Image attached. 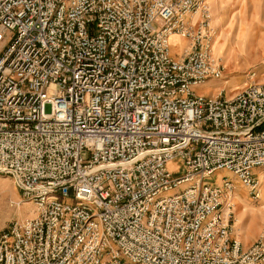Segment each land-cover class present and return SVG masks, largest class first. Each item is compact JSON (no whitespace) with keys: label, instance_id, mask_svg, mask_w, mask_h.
<instances>
[{"label":"built area","instance_id":"built-area-1","mask_svg":"<svg viewBox=\"0 0 264 264\" xmlns=\"http://www.w3.org/2000/svg\"><path fill=\"white\" fill-rule=\"evenodd\" d=\"M203 6L0 0V41L16 29L0 55V173L37 213L0 235V264H24L22 247L34 248L38 260L61 246L40 264H118L120 254L129 261L122 264H179L185 250L206 254L216 244L220 252L221 188L203 178L228 169L257 194L249 169L264 164V126L252 130L264 120V84L226 100L191 93V85L217 77L219 65L202 43L184 52L196 54L190 61L171 59L166 37L188 36L181 16ZM174 154L184 160L181 179L164 169ZM186 181L193 184L182 193L163 196ZM180 213L191 217L190 228L169 242L165 229ZM165 248L160 259L149 253Z\"/></svg>","mask_w":264,"mask_h":264},{"label":"rangeland","instance_id":"rangeland-1","mask_svg":"<svg viewBox=\"0 0 264 264\" xmlns=\"http://www.w3.org/2000/svg\"><path fill=\"white\" fill-rule=\"evenodd\" d=\"M201 1L205 4L203 8L184 13L180 18L185 26H189L188 36H182L173 31L166 37L167 53L171 59L178 60L183 57L190 61V56L195 58L196 54L190 52L189 56H186L184 52L202 43L205 46L201 50L205 49L208 57L219 65V75L205 77L191 85V93L203 98L226 100L250 86L263 85L264 0ZM156 23L154 22L153 25ZM15 34L16 29H8L3 33V39L0 41V55L2 49L8 45ZM87 34L94 36L96 31L88 28ZM170 35L176 37H171L169 41ZM43 111L45 113L50 111L48 103L44 104ZM263 126L264 120L252 130L255 132ZM196 148L197 146L194 150ZM180 156L174 154L164 163L165 172L172 177L171 179H181L186 174L184 160ZM252 169L255 171L252 172ZM229 171L222 168L214 169L203 178L206 184L221 188L219 204L215 212L222 215L226 221V239L223 248L219 252L215 244L212 252L207 251L206 254L185 250L178 259L179 264H264V164L254 165L249 169V175L255 185L258 184L260 194L259 191L254 194L232 171ZM223 181L230 183V191L226 192L222 186ZM192 184V181L181 182L176 187L172 186V189L163 196L171 197L180 194ZM233 191L234 203L228 201ZM68 195L70 196L68 200L71 201V194ZM27 200L29 198L22 194L11 175L0 173V235L7 233L9 227L15 223L36 218L37 213H35L33 203ZM123 201L126 202L127 197ZM163 220L166 221V218L164 217ZM93 221H95L94 218ZM190 224L191 217L187 214L180 213L178 217H170V223L165 229L167 240L170 242L182 231H187ZM114 225H118L117 222H114ZM42 227L45 231L47 224L43 223ZM35 231L37 232L38 228ZM213 232H217V229ZM115 233L118 236L116 231ZM218 234V239L224 237V231L220 230ZM36 239H40L39 235ZM244 240H249V242L244 243ZM60 250L61 246L52 247L48 255L42 252L37 260L35 258L37 251L34 248L22 247L24 264L45 263L46 260L57 256ZM168 251V248L150 249L149 253L160 259L161 253ZM104 252L102 259H107L108 255ZM214 253L219 256L214 257ZM115 261L118 264L129 262L121 254ZM165 264H170V262L166 261Z\"/></svg>","mask_w":264,"mask_h":264},{"label":"bare ground","instance_id":"bare-ground-1","mask_svg":"<svg viewBox=\"0 0 264 264\" xmlns=\"http://www.w3.org/2000/svg\"><path fill=\"white\" fill-rule=\"evenodd\" d=\"M173 36H174V35H170V36H169V41H171V37H173ZM174 37H176V36H174ZM60 113L62 114V112H60ZM62 116L64 117V116H65V113H63ZM90 139H91V140H94L95 142H99V140L96 139V138H90ZM224 170L229 171L228 169H224ZM229 172H230V171H229ZM1 174H5V173H1ZM256 190H257V192L259 191V194H260V190H259V188H258V184L256 185ZM233 200H234V191L231 193V195H230L229 198H228V201H231L232 203H234ZM27 201L31 203V200H30V199L27 200Z\"/></svg>","mask_w":264,"mask_h":264},{"label":"crops","instance_id":"crops-1","mask_svg":"<svg viewBox=\"0 0 264 264\" xmlns=\"http://www.w3.org/2000/svg\"><path fill=\"white\" fill-rule=\"evenodd\" d=\"M255 168H257V167H255ZM255 168H253V169H255ZM253 169H252V172L255 171V170H253ZM239 198H241V197H239ZM243 242H244V243H248L249 240H244Z\"/></svg>","mask_w":264,"mask_h":264}]
</instances>
